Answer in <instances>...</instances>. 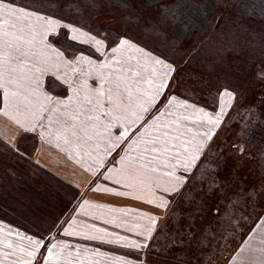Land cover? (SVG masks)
Returning a JSON list of instances; mask_svg holds the SVG:
<instances>
[{
	"label": "snow or ice",
	"instance_id": "snow-or-ice-1",
	"mask_svg": "<svg viewBox=\"0 0 264 264\" xmlns=\"http://www.w3.org/2000/svg\"><path fill=\"white\" fill-rule=\"evenodd\" d=\"M122 2L123 19L143 22L136 0ZM152 2L154 34L166 36L165 29L176 23L191 30L179 0ZM92 20L91 14L59 15L44 0H0V122L6 130L0 154L11 153L48 173L41 159L55 150L74 162L80 177L63 182L67 204L47 228L21 231L0 219V264H159L173 249L181 250L173 254L182 264H220L219 240L236 234L246 238L223 264H264V203L257 211L255 189L209 207L215 229L196 228L206 198L222 190L226 147L244 152L239 142H219L241 93L225 84L211 102V92L203 104L182 97L173 87L176 62L155 41L150 46L126 32L101 30ZM67 40L94 54L67 55L62 43ZM49 75L62 81L63 91L54 95L45 89ZM256 75L264 82V67ZM90 194L131 199L143 210L93 203ZM162 235L167 244L160 243ZM66 237L128 252L117 255Z\"/></svg>",
	"mask_w": 264,
	"mask_h": 264
},
{
	"label": "rangeland",
	"instance_id": "rangeland-1",
	"mask_svg": "<svg viewBox=\"0 0 264 264\" xmlns=\"http://www.w3.org/2000/svg\"><path fill=\"white\" fill-rule=\"evenodd\" d=\"M141 1L136 0L135 9L143 17V22L139 24L122 18V0H72L59 6L52 0H44V7L69 18L91 14L92 23L98 29L112 28L126 32L150 46L155 41L176 62L173 87L182 97H191L203 104L208 92H211V97L207 98L209 102L212 101L216 96L215 89L220 85L236 88L241 95L231 110L230 126L220 132L219 142L225 146L239 142L244 152L240 154L226 147L219 172L222 190L206 198L207 205L196 221V228L215 229L216 219L208 208L217 201L225 203V197L235 200L253 189L258 205L256 210L259 211V204L264 203V82L257 78L256 73L264 67V57L260 55L261 46L264 45V0H204L203 3L212 10L205 28H191L189 31L185 25L176 23L173 28L165 29L166 36L152 32L150 21L157 19V14L146 10ZM202 1L192 0L193 4ZM17 2L27 4L30 0ZM164 4L170 5L169 1ZM62 43L64 48H68L67 55H71L73 50H76V54L80 51L85 55L94 54L87 45L70 40ZM44 86L54 95L64 88L62 81L51 75L45 77ZM249 109L252 110L251 115ZM246 124L249 125L247 133L241 135L240 129ZM5 132L0 122V136ZM41 163L49 169L48 173L36 170L30 163L17 159L11 153L0 154V219L19 226L21 231L47 228L68 199L67 184L64 187V181L56 177L79 175L75 172L62 173L61 167L76 166L55 150L51 155H45ZM75 171L78 172V169ZM245 238L243 234H236L227 241L219 240L220 249L216 256L220 264ZM160 243L167 244L168 237L162 235ZM179 251L173 249L167 257L161 255L159 264H166V261L167 264H182L173 254ZM123 254L126 253L118 252L117 255Z\"/></svg>",
	"mask_w": 264,
	"mask_h": 264
},
{
	"label": "crops",
	"instance_id": "crops-1",
	"mask_svg": "<svg viewBox=\"0 0 264 264\" xmlns=\"http://www.w3.org/2000/svg\"><path fill=\"white\" fill-rule=\"evenodd\" d=\"M62 155H63V158H67L64 154H62ZM75 169H77V168L76 167L71 168V167H67V166L61 167L63 174H65V173L69 174L70 172H75L77 174L78 172L75 171ZM61 179L63 181H67L68 183H76L80 180V177H79V175H75V176L72 175V176H68V177L61 176ZM63 186L66 187V184L63 183ZM89 199L93 203L104 204V205H106L108 207H112V208H126L129 210L130 213L133 209H136V208H141V210H143L142 205H140L139 202L131 200V199H125V198L108 196V195H100V194H90ZM105 211H107V208L105 209ZM117 215H120V213H117ZM85 219H87V218L85 217ZM127 219L129 221H131V219H132L131 214L127 217ZM95 223L100 227H110V226L104 225L101 220H96ZM5 224H8V223L5 222ZM66 239H68L71 243H81V244L87 243L89 245V247H101L102 251H111V252H114L115 254H118V252L127 253L126 249L115 248L112 245H100L98 242H95V241H83L82 239L75 238V237H66Z\"/></svg>",
	"mask_w": 264,
	"mask_h": 264
},
{
	"label": "trees",
	"instance_id": "trees-1",
	"mask_svg": "<svg viewBox=\"0 0 264 264\" xmlns=\"http://www.w3.org/2000/svg\"><path fill=\"white\" fill-rule=\"evenodd\" d=\"M168 1L170 5H173L174 0H160V3L164 4L165 2ZM141 2L146 10H148L149 12H153V14H157V5L153 3L152 0H147V2H144V0H142ZM203 2L204 0L202 2L194 3V4L192 0H183L179 2L181 4L180 11L186 14L188 18V23L191 26V28L203 29L207 26V23L211 17L212 10L207 4ZM152 20L155 19L153 18L151 19V21ZM187 29L188 28H186V30ZM226 110L228 109L226 108Z\"/></svg>",
	"mask_w": 264,
	"mask_h": 264
}]
</instances>
